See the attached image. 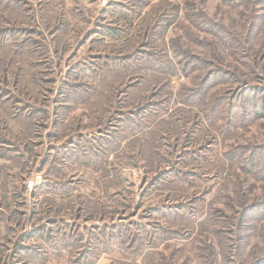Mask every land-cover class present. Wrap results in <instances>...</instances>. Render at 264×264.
Masks as SVG:
<instances>
[{
  "label": "rangeland",
  "instance_id": "rangeland-1",
  "mask_svg": "<svg viewBox=\"0 0 264 264\" xmlns=\"http://www.w3.org/2000/svg\"><path fill=\"white\" fill-rule=\"evenodd\" d=\"M263 99L264 0H0V264H264Z\"/></svg>",
  "mask_w": 264,
  "mask_h": 264
},
{
  "label": "trees",
  "instance_id": "trees-1",
  "mask_svg": "<svg viewBox=\"0 0 264 264\" xmlns=\"http://www.w3.org/2000/svg\"><path fill=\"white\" fill-rule=\"evenodd\" d=\"M114 32H116L114 30ZM112 39L114 40H118L117 38L113 37ZM264 101V99H263ZM133 104H128V105H124V109L127 110L129 107H131ZM139 110V109H138ZM257 116L260 118H264V102H262L258 107H257Z\"/></svg>",
  "mask_w": 264,
  "mask_h": 264
}]
</instances>
